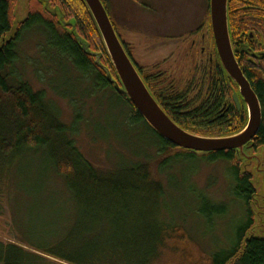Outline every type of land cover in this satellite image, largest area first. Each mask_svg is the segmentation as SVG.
<instances>
[{"label":"trees","instance_id":"16d2710c","mask_svg":"<svg viewBox=\"0 0 264 264\" xmlns=\"http://www.w3.org/2000/svg\"><path fill=\"white\" fill-rule=\"evenodd\" d=\"M101 1L109 15L106 0ZM227 2L234 57L261 105L262 123L252 144L254 149L262 146L264 152V58L258 57L264 52V0ZM15 3L16 0H0V215L6 212L5 202L11 189L15 188L20 193H26L30 188L42 191L51 172L63 179L70 197L67 203L60 199V205L68 204L70 209L65 217L67 232L46 248L48 257L67 264H264V234L255 232L253 218L256 219V212L251 208L256 189L251 174L241 171L236 150L202 153L182 150L159 136L135 106L116 93L103 70L94 63V57L83 51L77 36L89 43L92 52L102 54L100 63L116 78L99 30L82 0H48L51 9L56 7L65 21L74 23L77 36L72 33L71 25L60 22L57 13L44 8V2L29 0L27 17L19 22L14 35L6 39L13 24ZM109 18L114 27L110 15ZM33 29L43 32L53 51L79 73L77 78L71 75L75 85L72 84L70 89L54 85L46 79L47 76H40L41 81L46 79L52 91L68 100L75 109L71 125L58 118L44 98V90L32 88L15 66L19 59L18 42L24 33ZM119 40L131 58L128 45L123 39ZM136 66L165 113L189 132L223 136L232 135L245 126V108L240 111L241 114L233 116L230 126L228 121L222 125L211 123L219 114L215 112L222 103L227 99L230 101L231 92L224 79L221 78V82L213 79L209 69L202 74L199 92L191 93L192 88L182 89L175 79L165 82L169 79L166 72L161 73L162 79L155 80L156 76L152 77ZM226 77L231 82V90L238 92L236 83ZM87 80L93 83L87 86ZM100 89H109L117 95L119 102L130 108L128 124L143 123L148 132L158 139L156 146L166 158L173 155L171 150L179 149L181 151L174 153L175 156L183 154L191 158L200 155L209 160H236L233 165L235 193L245 200L248 208L247 219L235 232V241L228 249L204 256L193 245L184 227L170 226L165 222L161 215L163 186L151 162L102 170L79 152L70 135L79 132L83 101L102 96ZM29 158L35 164H43V175L29 176ZM161 164L159 162L162 168ZM42 258L38 253L25 252L19 245L0 241V264H40Z\"/></svg>","mask_w":264,"mask_h":264},{"label":"rangeland","instance_id":"374dc122","mask_svg":"<svg viewBox=\"0 0 264 264\" xmlns=\"http://www.w3.org/2000/svg\"><path fill=\"white\" fill-rule=\"evenodd\" d=\"M27 1L16 0L12 28L6 38L26 16ZM208 2L106 0V7L117 35L128 45L132 60L142 72L156 76L155 80L162 79L161 73L166 72L169 79L165 82L175 79L182 89L189 87L188 90L193 89L191 93H198L202 74L208 70L209 52L215 48ZM204 33L209 34V38L202 42L200 38ZM17 55L19 59L15 66L20 75L32 88L44 90V98L58 118L71 125L75 109L68 100L54 93L46 81L70 89L72 84L75 85L73 78L79 73L61 60L60 54L48 45L44 33L37 29L22 35ZM40 76H47V80L41 81ZM91 83L92 80H87L85 85ZM99 93L102 96L83 101L79 132L70 135L79 152L102 170L151 162L163 186L161 215L165 222L170 226L184 227L193 245L204 256L228 249L235 241V232L247 219L248 208L245 200L235 193L233 165L236 160H209L200 155L191 158L183 154L175 156L174 153L181 151L179 149L171 150L174 156L166 158L156 146L158 139L143 123L128 124L130 108L119 102L117 95L109 89H100ZM252 155L258 157L264 166L262 146L254 149ZM159 162H162V168ZM27 165L30 177L44 174L43 164H35L29 158ZM262 170L264 172V168ZM49 175L42 191L30 188L26 193H20L11 189L5 202L6 212L0 215V241L19 245L27 253L42 255L44 258L40 264H67L48 257L45 251L67 232L65 217L70 209L68 204L60 205V199L67 203L70 197L63 179L51 172ZM253 183L257 188L253 211L262 212L264 177L259 175L258 180L254 177ZM74 210L76 216L77 207ZM213 210H217L216 213ZM253 222L255 232L264 234V229H258L260 222L254 218Z\"/></svg>","mask_w":264,"mask_h":264},{"label":"water","instance_id":"95a60500","mask_svg":"<svg viewBox=\"0 0 264 264\" xmlns=\"http://www.w3.org/2000/svg\"><path fill=\"white\" fill-rule=\"evenodd\" d=\"M44 2V8L51 13L59 15L60 22L64 25L72 26V33L77 36L76 30L74 31V23L72 21H65L64 15L59 9L50 8L48 0H38ZM84 5L89 9L92 19L99 30L100 39L103 42L104 50L112 63L116 78L109 72L108 68L100 63L101 53L92 52L89 49V43L83 41L78 36L82 49L84 52L94 57V63L100 67L105 73L106 80L109 84H113L116 93L123 95L135 106L136 110L143 117L144 121L156 132L159 136L163 137L167 142L169 141L176 148L184 150H193L195 152H222L224 150H233L236 152L239 167L241 171H248L252 178L258 180L259 175L264 177L262 168L264 166L259 161V158L252 155L253 138L256 136L257 131L261 125L262 111L260 101L251 88L247 78L239 68L236 57H234L233 46L229 35L228 24V0H209V14L211 33L214 40V47H216V55L219 57L220 64L227 76L232 79L238 86V94L233 92V100L236 105L240 107L241 100L245 103L247 111V120L245 126L232 135L223 136H207L199 135L194 132H189L181 125H178L174 120L165 113L162 106L158 103L153 93H151L147 83H145L141 73L139 72L135 62L131 60L129 54L125 50L123 43L119 40L116 30L113 27L111 19L103 6L101 0H82ZM29 0L27 1L28 9ZM28 15L19 20L23 21ZM14 28V32L19 25ZM12 28V27H11ZM14 32L9 39L14 35ZM264 58V52L260 55ZM248 147V148H247ZM264 153V152H263ZM248 158V159H247ZM252 162L249 159H252ZM254 185V183H253ZM255 188V186H254ZM256 192H257V188ZM256 193L253 196L251 203L256 204ZM262 213V214H261ZM262 212H256V219L260 222L258 229H264V221L262 220ZM262 215V216H261Z\"/></svg>","mask_w":264,"mask_h":264},{"label":"flooded vegetation","instance_id":"af4514ba","mask_svg":"<svg viewBox=\"0 0 264 264\" xmlns=\"http://www.w3.org/2000/svg\"><path fill=\"white\" fill-rule=\"evenodd\" d=\"M208 38H209V34L204 33V34H201L200 40L202 42H205V40H208ZM213 47H214V40H213ZM202 52L204 53L203 49H202ZM215 53H216V47L214 48V51L212 50L209 52L207 67H208V69H210V73H212L214 80L221 82V81H223L222 79H224L226 86H227V89L231 92V94L229 93L230 94V101L227 99L222 103L221 108H219L215 112V113H219V114H216L217 117L216 118L214 117L211 123H213L214 125H222L223 122L225 123L226 121H228V125L230 126V125H232L233 116L241 114L240 111L243 108H245V110H246V106H245V103L241 100L239 95H238V100L240 101V107H238L236 105L235 101L233 100V90H231L232 89L231 88V82L229 79H227V77H226L227 74L220 64L219 57H217V55L215 56ZM261 53H259L258 57H261L260 56ZM220 73H221V75H220ZM237 89H238V86H237ZM214 102H215V99H214ZM250 149L252 151L254 150L253 147ZM252 160H253V158L249 159V161H251V162H252Z\"/></svg>","mask_w":264,"mask_h":264}]
</instances>
